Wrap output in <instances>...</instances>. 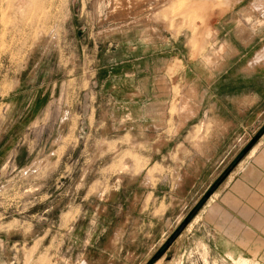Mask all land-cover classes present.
Listing matches in <instances>:
<instances>
[{
	"label": "rangeland",
	"instance_id": "374dc122",
	"mask_svg": "<svg viewBox=\"0 0 264 264\" xmlns=\"http://www.w3.org/2000/svg\"><path fill=\"white\" fill-rule=\"evenodd\" d=\"M0 12V264H264L198 219L264 138V0Z\"/></svg>",
	"mask_w": 264,
	"mask_h": 264
},
{
	"label": "crops",
	"instance_id": "0c3cea01",
	"mask_svg": "<svg viewBox=\"0 0 264 264\" xmlns=\"http://www.w3.org/2000/svg\"><path fill=\"white\" fill-rule=\"evenodd\" d=\"M198 215L246 253L264 244V138Z\"/></svg>",
	"mask_w": 264,
	"mask_h": 264
},
{
	"label": "water",
	"instance_id": "95a60500",
	"mask_svg": "<svg viewBox=\"0 0 264 264\" xmlns=\"http://www.w3.org/2000/svg\"><path fill=\"white\" fill-rule=\"evenodd\" d=\"M216 186H213L211 188V190L209 191V193L205 196V200H207L209 198V196L213 193V191L216 189ZM187 224V220H185L180 226L179 228L173 233V235L170 237L169 241L167 242V245H169L171 243V241L177 236V234L180 232V230Z\"/></svg>",
	"mask_w": 264,
	"mask_h": 264
},
{
	"label": "bare ground",
	"instance_id": "6f19581e",
	"mask_svg": "<svg viewBox=\"0 0 264 264\" xmlns=\"http://www.w3.org/2000/svg\"><path fill=\"white\" fill-rule=\"evenodd\" d=\"M175 8H176V7H175ZM0 13H1V12H0ZM2 14H3V13H2ZM1 16H2V15H1ZM1 19L3 20V18H2V17H1ZM2 20H1V21H2ZM2 24H4V22H3ZM5 26H6V25H5Z\"/></svg>",
	"mask_w": 264,
	"mask_h": 264
}]
</instances>
